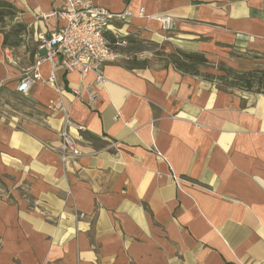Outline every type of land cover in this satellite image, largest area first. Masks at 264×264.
<instances>
[{
	"label": "crops",
	"instance_id": "1",
	"mask_svg": "<svg viewBox=\"0 0 264 264\" xmlns=\"http://www.w3.org/2000/svg\"><path fill=\"white\" fill-rule=\"evenodd\" d=\"M9 1L37 42L66 25L40 16L65 0ZM89 1L144 8L155 17L113 30L160 52L106 64L94 105V74L57 68L53 85L44 62L27 94L34 112L0 115V264H264V94L217 79L264 69V0ZM178 48L207 65L178 68ZM8 59L0 32V86L17 92L24 73ZM60 100L85 127L67 163L46 146L60 145Z\"/></svg>",
	"mask_w": 264,
	"mask_h": 264
},
{
	"label": "built area",
	"instance_id": "2",
	"mask_svg": "<svg viewBox=\"0 0 264 264\" xmlns=\"http://www.w3.org/2000/svg\"><path fill=\"white\" fill-rule=\"evenodd\" d=\"M40 16L43 19L55 17L65 20L66 25L51 36L43 34L39 36L35 60L25 70L16 91L27 95L34 83L42 79L40 71L42 64L49 62L51 71L46 81L53 85L57 79V68L65 71L77 70L84 75L94 74V84L88 87L89 105H94L100 99L96 86L104 85L107 81L104 66L124 58L120 48L128 44V38L132 35L127 29L122 31L119 28L115 32L114 26L119 23L128 24L135 16L147 19L155 17L147 15L144 8L137 13L129 9L111 12L105 7L94 5L89 0H65V5L61 8L41 13ZM158 19L163 23L164 30H170L175 26L174 20L169 16ZM126 58L129 59L128 56ZM56 89L62 92V88ZM51 107L63 111L64 125L60 133V145L46 144V146L56 151L61 160L67 163L81 154L73 131L80 133L85 127L72 119L62 100ZM79 217H84V214H79Z\"/></svg>",
	"mask_w": 264,
	"mask_h": 264
},
{
	"label": "rangeland",
	"instance_id": "3",
	"mask_svg": "<svg viewBox=\"0 0 264 264\" xmlns=\"http://www.w3.org/2000/svg\"><path fill=\"white\" fill-rule=\"evenodd\" d=\"M18 15L7 18L5 23L0 24V31L8 32L12 29H17L18 22L21 23ZM25 26V29L21 31V27L18 28L19 34L17 36L10 35L6 48L8 49L9 58L7 62L14 65L20 70L22 75L25 70L31 66L35 59L36 52L38 50V42L34 39L30 30L25 23H21ZM123 25V24H122ZM122 31L126 29L120 27ZM123 34V33H122ZM18 42L17 46H13V43ZM159 46L153 43L141 42L137 44H128L122 48L123 57H132L134 60L145 61L149 63L152 61L150 55H154L160 50H157ZM128 61V60H126ZM236 68H243L242 64H234ZM34 112L33 102L27 95L17 93L5 85L0 86V115L6 119L12 117H22L29 113Z\"/></svg>",
	"mask_w": 264,
	"mask_h": 264
},
{
	"label": "trees",
	"instance_id": "4",
	"mask_svg": "<svg viewBox=\"0 0 264 264\" xmlns=\"http://www.w3.org/2000/svg\"><path fill=\"white\" fill-rule=\"evenodd\" d=\"M19 12L20 10L9 0H0V24L5 23L7 18L18 15ZM20 27L21 31L25 29L23 24L18 23L17 29H12L8 32L0 31L4 32L5 46L8 44L10 35L13 34L17 36L19 34L18 28ZM129 42L136 41L130 37ZM12 45L17 46L18 42L13 43ZM170 56L178 68L183 70H193L196 73L198 72L199 67L206 66L208 63V59L204 54L179 48L176 49ZM217 79L220 81L219 84L221 86L261 92L264 94V69L240 71L237 69L228 68L225 69L224 74L217 75Z\"/></svg>",
	"mask_w": 264,
	"mask_h": 264
}]
</instances>
